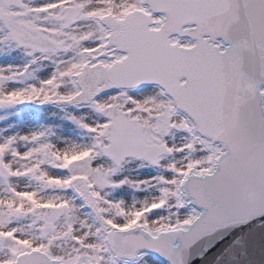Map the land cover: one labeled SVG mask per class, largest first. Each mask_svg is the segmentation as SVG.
I'll return each mask as SVG.
<instances>
[{"label": "snow or ice", "instance_id": "snow-or-ice-1", "mask_svg": "<svg viewBox=\"0 0 264 264\" xmlns=\"http://www.w3.org/2000/svg\"><path fill=\"white\" fill-rule=\"evenodd\" d=\"M0 264H264V0H0Z\"/></svg>", "mask_w": 264, "mask_h": 264}]
</instances>
